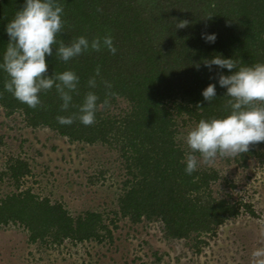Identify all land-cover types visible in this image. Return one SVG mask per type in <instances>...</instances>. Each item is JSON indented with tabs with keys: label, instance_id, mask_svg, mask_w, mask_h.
I'll return each instance as SVG.
<instances>
[{
	"label": "trees",
	"instance_id": "1",
	"mask_svg": "<svg viewBox=\"0 0 264 264\" xmlns=\"http://www.w3.org/2000/svg\"><path fill=\"white\" fill-rule=\"evenodd\" d=\"M25 0H0V55L9 42L6 25L24 7ZM65 24L57 41L70 44L83 35L89 40L110 35L117 52L89 50L67 62L47 56L48 75L73 70L80 77L72 106L62 111L53 88L40 93L41 105L30 108L4 90L7 74L0 70V106L8 115L20 112L31 128H48L71 142L101 143L119 153L126 180L119 197L122 218L138 224L161 221L168 238L196 241L209 235L242 209L251 206L214 195L221 179L217 170L198 168L185 172L189 152L179 141L180 121L222 117L228 114L226 88L218 84L228 69L203 61L217 54L232 58L237 68L264 63V0H59ZM188 21L184 28L177 25ZM204 33H215L206 43ZM58 47V44L55 45ZM197 65H200L197 68ZM99 67L100 74L96 76ZM235 71V69L231 70ZM95 76L97 86H88ZM105 82L110 83L107 87ZM217 84L210 104L202 90ZM88 91L98 97L96 121L84 125L75 119L61 125L58 115L77 113ZM123 99L128 110L113 114L110 108ZM249 155L264 157V142L250 145ZM32 174L28 161L11 158L0 174L19 190ZM112 224L115 222L112 221ZM17 225L29 234L31 244L61 246L112 238L102 214L87 211L74 217L61 202L41 198L31 189L0 199V227Z\"/></svg>",
	"mask_w": 264,
	"mask_h": 264
},
{
	"label": "rangeland",
	"instance_id": "2",
	"mask_svg": "<svg viewBox=\"0 0 264 264\" xmlns=\"http://www.w3.org/2000/svg\"><path fill=\"white\" fill-rule=\"evenodd\" d=\"M123 99L110 108L113 114L128 110ZM195 124L180 121L179 141L189 152L185 137ZM200 159L199 153H196ZM28 161L32 174L18 190L5 176L0 199L31 189L41 198L61 202L74 217L87 211L102 214L112 238L61 246L31 244L20 226L0 227V264H264V157L240 153L218 156L212 168L221 179L214 195L251 206L255 215L242 213L209 235L189 239L168 238L161 221L138 224L115 215L126 180L117 150L97 143L71 142L48 128H31L20 113L8 115L0 106V174L11 158ZM112 221L115 224H112ZM259 252L260 255H254Z\"/></svg>",
	"mask_w": 264,
	"mask_h": 264
},
{
	"label": "clouds",
	"instance_id": "3",
	"mask_svg": "<svg viewBox=\"0 0 264 264\" xmlns=\"http://www.w3.org/2000/svg\"><path fill=\"white\" fill-rule=\"evenodd\" d=\"M63 12L59 0H25L24 7L6 25L9 42L0 55V70L7 74L4 90L30 108L41 105L40 93L54 88L62 101L61 110L67 111L72 106L73 93L78 92L80 77L73 70L47 74L46 57L53 54V48L56 58L64 62L89 50L117 52L110 35L91 40L81 35L70 44L57 41V34L65 24ZM187 24L188 21H181L177 26L184 28ZM202 38L206 43H215L217 35L204 33ZM57 44L58 47H55ZM203 65L210 71L213 66L230 70L231 74H220L218 77V84L226 88L224 96L230 98L227 102L228 114L218 118H202L187 132L185 143L190 152L183 162L188 175L195 172L201 162L212 164L218 156L232 157L248 152L250 145L264 142V63L237 68L232 58L217 54L206 58ZM233 69L235 71H231ZM99 74L98 67L96 76ZM105 84L111 87L110 83ZM88 86H97L95 76L89 78ZM202 96L211 104L217 96V84L210 83L202 90ZM98 100L95 92L88 91L78 112L58 115V123L71 125L78 119L86 126L94 124ZM196 153H199L200 159Z\"/></svg>",
	"mask_w": 264,
	"mask_h": 264
}]
</instances>
